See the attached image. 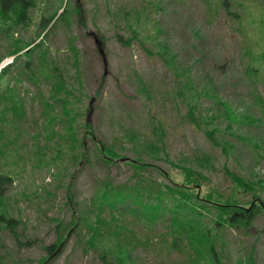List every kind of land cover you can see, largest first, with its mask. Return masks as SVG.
I'll use <instances>...</instances> for the list:
<instances>
[{
  "label": "rangeland",
  "instance_id": "1",
  "mask_svg": "<svg viewBox=\"0 0 264 264\" xmlns=\"http://www.w3.org/2000/svg\"><path fill=\"white\" fill-rule=\"evenodd\" d=\"M229 2L233 15L220 6L218 0H40L31 13L28 29L13 36L16 42L23 39L19 45L44 38L53 56L62 65H67L71 73L77 74L70 65L74 54L67 48L68 34L76 36L78 66L88 94L85 104L91 103L93 107L88 119L102 142L111 143L125 130H140L144 138H155V123L157 127L165 126L168 159L174 163H178L182 155L193 157L207 153L211 157L209 162H204L202 167L193 166V172L201 177L193 185V179L184 177L182 172L177 170L171 174L176 183L189 186L203 199L195 206L196 212L200 206L214 210L201 215L202 222L209 227L212 217L235 210L227 201L220 200L223 194L231 197L235 190V183L225 174L226 167L232 174L264 181V103L259 100L264 98V81L258 82L247 74L248 66L257 57L260 79L264 78V57L259 55L257 46L264 45V35L260 33L264 0ZM67 8L71 26L61 24L56 31H51L47 19ZM78 8L85 16L83 21L77 19ZM240 17L242 21L236 22ZM12 42L10 30L0 22L1 57L11 51ZM12 60L13 57L6 56L3 64ZM171 70L182 73L184 93L181 95L177 92L179 76ZM205 89H209L207 93ZM153 90L156 91L150 96ZM190 106L195 114L191 113ZM201 113L210 118L209 124H202L200 118L199 126L187 122ZM209 134L221 145H216ZM126 146L130 147L129 144ZM115 150L121 155L117 147ZM70 151L68 173H74L87 161L78 166L81 150L70 148ZM123 153L129 158L136 157L128 148ZM156 163L164 172L171 168L168 160ZM114 165L104 166L106 169L101 170L89 166L80 170L71 185L72 207L79 205L78 210H81L89 204L96 176L104 177L111 172L113 176H119V182L129 177L127 166ZM28 168L32 169L30 165L24 166L25 172L16 180V186L19 191L28 187L30 192L39 187L41 198L37 203L22 200L19 204L26 221L18 227L22 244L16 242L9 230L5 229L0 235L3 245L0 254L5 255L7 264H104L99 257L103 252L84 254L77 235L70 239L62 253L45 261L49 255L45 247L54 244L57 238V224L52 219L70 221L73 208L67 205L66 186L44 172L37 173L32 185ZM156 176L165 183L166 178ZM40 186L56 193L57 197L49 198L47 192H41ZM237 198L244 197L238 195ZM181 211L184 217L194 214L197 218L196 212ZM260 214L247 233L239 235L242 243L236 237L235 229L226 227L229 245L223 264H238V258L244 259L248 254L246 260H249L251 247L254 248L255 264H264V212ZM124 217L132 219L129 212ZM163 217L171 218V214ZM159 226H163V222H159ZM158 230L163 229L159 227ZM204 232L197 230L195 234L203 235ZM119 240L114 244L115 253L126 264L188 262L187 255L179 250H171V254L154 246L133 250L126 246L124 239ZM145 240L148 242L149 237ZM204 258L200 264H211L209 256ZM169 259L176 261L170 263Z\"/></svg>",
  "mask_w": 264,
  "mask_h": 264
},
{
  "label": "trees",
  "instance_id": "2",
  "mask_svg": "<svg viewBox=\"0 0 264 264\" xmlns=\"http://www.w3.org/2000/svg\"><path fill=\"white\" fill-rule=\"evenodd\" d=\"M39 1L0 0V22L8 27L13 40L10 44L11 51L0 56V64L6 56L13 57L12 63L0 72V235L5 229L9 230L16 242L22 244L18 227L20 224L25 225L26 221L19 204L22 200L37 203L41 198L39 187L30 192L28 187L19 191L16 186V180L21 179V174L25 172L24 166L30 165L32 169L28 170L30 169L32 185L38 172L50 173L53 180L67 187V205L73 208L70 221L64 218L52 219L57 224V238L54 244L45 247L49 253L46 262L62 253L70 239L77 235L83 244L84 254L103 252L99 257L104 264H126L114 249V244L120 238L133 250L153 246L161 248L163 252L168 250L170 254L171 250H179L188 257V262L183 264H200L207 256L210 257L211 264H223L229 245L226 227L235 229L238 235L236 237L242 243L239 235L246 234L260 213L264 212V181L232 174L226 167L225 174L235 183V190L234 195L228 197L223 194L220 200L227 201L235 210L222 214L223 216L219 213L216 218L212 217L210 227L204 224L201 220L202 212L213 213L214 210L200 206L196 212L195 206L203 199L189 189V186L182 187L176 183L171 173L177 170L182 172L184 177L193 179V185L196 179H201L200 175L193 172V166L202 167L211 157L201 152L193 157L182 155L178 163L169 160L163 124L157 127L154 123L157 134L155 138H150L152 141L144 138L140 130H125L108 144L98 139L95 126L88 119L93 107L91 103L88 106L85 104L88 94L78 66L80 61L75 46L76 36L68 34L67 48L74 54L75 58L71 57L70 65H73L77 74L71 73L67 65H62L53 56L44 38L39 42L36 40L21 45L19 43L23 39L14 41L15 33L25 31L31 25V13ZM218 4L233 15L229 10V0H218ZM76 12L77 19L83 21L85 16L82 10L78 8ZM47 20L51 31H56L61 24L71 26L68 8L65 12L53 13ZM239 21H242L241 17L236 20ZM48 33L49 31L44 34L45 38ZM260 33L264 35V17ZM257 46L260 49L259 55L264 57V45ZM147 52L149 53L148 50ZM252 61L247 74L258 82H263L264 78L260 79L258 70L259 58L255 57ZM171 71L179 76L176 80L177 92L181 95L184 93L182 73ZM206 90L209 89H205V93ZM155 91H150V96ZM259 100L264 103V98ZM189 108L195 114L194 108ZM207 112H210L209 109ZM199 118L204 125L210 122V118L202 113L193 120L187 119V122L199 126ZM209 137L216 145H221L212 134ZM115 147L122 152L121 155L116 152ZM70 148L81 150L78 166L87 161L74 173H68ZM126 148L136 157L123 155ZM163 159L170 163L169 171L164 172L158 167L156 161ZM111 164H116V167L127 166L129 177L124 182H119V176H113L111 172L104 177L96 176L89 204L81 210H78L79 205L72 207L71 185L77 178L76 174L87 166L101 170ZM155 174L166 178L165 183L160 182ZM40 189L41 192H47L51 199L57 197L56 193L49 192L45 186H40ZM238 195L244 198L238 199ZM120 210L121 215L118 216ZM181 210L196 212L197 218L194 214L184 217ZM126 212L131 213V220L124 217ZM165 214H171V218L163 217ZM156 215L159 217L156 218ZM136 222L138 224H133ZM159 222H163V226H159ZM159 227L163 230H158ZM197 230L205 232L203 235H196ZM147 237L148 242L145 240ZM1 245L0 242V247L3 246ZM253 253L254 248L251 247L250 259L246 260L248 254L244 259L238 258L237 263L255 264ZM5 259V255L3 257L0 254V264H7ZM175 261L169 259L170 263Z\"/></svg>",
  "mask_w": 264,
  "mask_h": 264
}]
</instances>
